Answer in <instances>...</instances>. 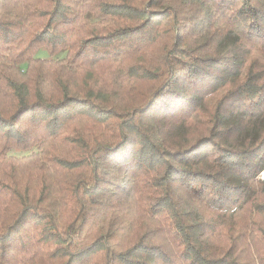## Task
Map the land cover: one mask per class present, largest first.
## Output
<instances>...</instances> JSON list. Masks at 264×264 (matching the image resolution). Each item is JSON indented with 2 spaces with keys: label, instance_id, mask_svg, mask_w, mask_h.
<instances>
[{
  "label": "trees",
  "instance_id": "1",
  "mask_svg": "<svg viewBox=\"0 0 264 264\" xmlns=\"http://www.w3.org/2000/svg\"><path fill=\"white\" fill-rule=\"evenodd\" d=\"M263 171L264 0H0V264H264Z\"/></svg>",
  "mask_w": 264,
  "mask_h": 264
},
{
  "label": "rangeland",
  "instance_id": "2",
  "mask_svg": "<svg viewBox=\"0 0 264 264\" xmlns=\"http://www.w3.org/2000/svg\"><path fill=\"white\" fill-rule=\"evenodd\" d=\"M88 19L90 21H94V19L91 16H88ZM38 56L40 58H46L47 57L45 52H39ZM62 57H64V53L57 56V58H62ZM240 119H241L240 122H241V124H243L244 127H242L241 130L235 135V140L239 143H242L250 135L249 133L251 132L252 127L255 125L254 129L257 128V124L255 122L253 123L252 120L245 119L242 116H240ZM34 151H36V150H34ZM34 151H32V152H34ZM32 152L13 151L9 155L13 156V157H22V156L28 155ZM256 179L263 180L264 179V171L261 172L260 174H258ZM227 216L231 217V215H229V214H227Z\"/></svg>",
  "mask_w": 264,
  "mask_h": 264
}]
</instances>
